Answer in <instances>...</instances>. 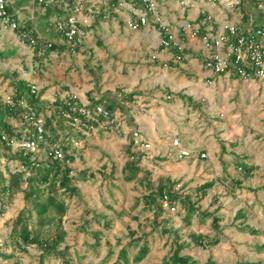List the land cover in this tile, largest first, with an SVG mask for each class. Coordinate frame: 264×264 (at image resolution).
Instances as JSON below:
<instances>
[{
    "label": "rangeland",
    "instance_id": "1",
    "mask_svg": "<svg viewBox=\"0 0 264 264\" xmlns=\"http://www.w3.org/2000/svg\"><path fill=\"white\" fill-rule=\"evenodd\" d=\"M11 1L16 3L22 23V16L31 14L32 0ZM33 9L32 28L42 32L49 10L46 15L37 5ZM42 12L48 17L42 19ZM258 17L264 19L263 14ZM6 28L0 29L2 34ZM7 43L0 45V80L19 63H24L30 74L42 75V54L35 50L21 53ZM94 62L91 59L80 70L90 77H96L95 71L101 75V66ZM126 62L134 63L132 72L119 71L118 65L109 70L118 71V78L133 79L149 66V61ZM179 72L152 78L144 75L128 86L110 89L117 97L131 91L135 94L124 103L126 107H115L114 124L76 134L81 142L68 164L73 188L55 192L63 202L62 214L54 205L42 216L29 209L31 205L23 198L24 181L11 197L5 193L0 198V264H174L170 256L177 250L180 256H188L191 264H264V83L224 74ZM2 83L0 96L9 88H3ZM64 88L67 86H61ZM60 123L63 130L65 125ZM129 145L130 151L138 153L141 169L133 180L124 178L126 164L132 160ZM1 147L0 143V175L7 184L17 156ZM183 148L190 151L189 156L180 154ZM200 152L205 156L197 157ZM233 158L255 166L253 173L243 176ZM232 178L240 179L241 186H232ZM211 180L214 184L205 192L195 190ZM161 181L180 197L174 202L175 211L147 207L144 202L147 186L156 187ZM182 200L193 210L184 207ZM23 208V224L35 236L29 244L20 238L23 224L15 225L14 238L10 237ZM213 216L219 218L217 230L212 226ZM242 227L263 232L251 235L240 231ZM191 234L205 238L196 243ZM215 236L221 240L208 244L206 238ZM16 239L20 246L13 243ZM58 239L54 249L63 254H50L40 261L41 244ZM144 242L149 250L141 261L134 262L132 258ZM122 247L127 250V263L117 260Z\"/></svg>",
    "mask_w": 264,
    "mask_h": 264
},
{
    "label": "built area",
    "instance_id": "2",
    "mask_svg": "<svg viewBox=\"0 0 264 264\" xmlns=\"http://www.w3.org/2000/svg\"><path fill=\"white\" fill-rule=\"evenodd\" d=\"M10 0H0V29L9 27L28 46L33 47L37 38L31 30L18 21L17 12L10 8ZM88 0H32L44 11L53 12L50 25L69 45L70 53L81 48L86 37L84 20L81 17ZM167 0H98L114 10H126L124 20L130 30L155 25L162 34L161 48L178 46L176 32L198 38L204 51L203 66L216 74L238 79L257 80L264 83V0H175L181 8L203 3L215 4L225 17L221 19L214 12L203 7L197 9L201 19L196 22L184 20L174 27L161 10ZM108 13V12H107ZM230 16V17H229ZM51 41L44 43L50 48ZM179 48V46H178ZM155 58V55H152ZM7 90V89H6ZM41 88L30 83L23 88L9 87L0 98L7 116L5 122L9 132L0 130L3 152L16 154L15 168L8 174L22 173L28 176L31 170L41 168L54 161L73 160V150L81 142L77 133H89L97 126L111 125L116 121L114 111L106 107V101H83L71 90H56L42 106ZM41 102V103H40ZM62 121L65 128L61 130ZM117 126V124H116ZM76 136V137H74ZM177 144V140L172 141ZM187 157L190 151L180 149ZM200 157L205 153L200 152ZM72 169L69 171V175ZM71 176V175H70ZM161 208L175 211L176 205L166 195L160 199Z\"/></svg>",
    "mask_w": 264,
    "mask_h": 264
},
{
    "label": "crops",
    "instance_id": "3",
    "mask_svg": "<svg viewBox=\"0 0 264 264\" xmlns=\"http://www.w3.org/2000/svg\"><path fill=\"white\" fill-rule=\"evenodd\" d=\"M9 2L10 7L16 11V3L13 2L12 4L11 0ZM32 7L34 8L33 4ZM200 7L216 13L221 19L225 17L217 5L210 3L181 8L175 0H167L161 5V10L172 26L176 27L177 23L184 20L196 22L201 19L202 16L197 14V9ZM33 8H31L30 16L27 17L24 14L21 20L24 26L31 30L32 33L40 35L42 40L30 47L18 37L16 31L6 28L4 34L0 31V45H4V42L8 41L7 44L9 46L17 51L20 50L21 53H29L35 50L37 55L42 54V75L37 76L38 74L34 72V74H30L24 69V63H19L13 65V71L9 73L10 75H2L0 81H3L1 84L3 88L13 86L23 88L30 83L37 84L41 88L42 106L48 102L54 91L61 90V86H67V88H64L65 90L76 92L83 101H96L102 98L107 103L113 100L115 104L118 103L116 105L118 108L122 105L125 106L124 103L126 101L123 102L120 95L118 97L114 96L110 89L119 87V84L128 86L137 79L139 81V77L144 75H150V78H152L159 73L166 74L167 72V74H171L179 71L181 74L192 76L217 75L203 66L204 51L198 38L188 37L177 31L175 36L179 48L174 46L163 50L160 45L162 34L158 32L155 25L141 27L135 31L125 26L124 20L129 16L126 10H114L105 4L99 3L98 0H88L81 16L84 20L83 25L86 30V37L83 46L78 48L75 54H72L65 40L50 25L53 12L49 11L50 17H48L46 16L47 13L42 9L46 14L42 12V19L48 17L42 26V32L32 28L31 21L33 22L32 19L35 16ZM107 20H110L109 25L106 24ZM50 31L53 36L49 35ZM59 38H62L61 41ZM46 41H53L56 44V50L46 48L44 45ZM59 45L62 46L58 48L57 46ZM0 50H3V46H0ZM152 55H155V58H152ZM115 58L117 59L116 61ZM91 59L95 60L94 63L96 64L94 65L97 67L101 66L100 70H98L99 72L103 70L101 75L95 71L94 73H97L96 77L95 75L90 77L80 70L81 67H87ZM101 59L106 62L100 61ZM128 60H137L145 63L149 61V66L145 67V69H140L136 78L133 79L129 77L118 78V71L114 73L112 69L109 70V67L118 65L119 71L132 72L131 69L134 67V63L126 62ZM65 70L67 71L65 72ZM111 75L114 78L111 79ZM108 78L110 80L107 82L108 84H105L104 80ZM143 79L148 80V78ZM121 91H125V89H121ZM199 154L197 157H199ZM234 160L235 158L232 159L233 162Z\"/></svg>",
    "mask_w": 264,
    "mask_h": 264
},
{
    "label": "trees",
    "instance_id": "4",
    "mask_svg": "<svg viewBox=\"0 0 264 264\" xmlns=\"http://www.w3.org/2000/svg\"><path fill=\"white\" fill-rule=\"evenodd\" d=\"M9 10H11V7L9 8ZM33 35H35V37L37 38V34L33 33ZM39 41H41V39ZM61 46L62 45H59L57 47L60 48ZM55 47L56 44L53 41H51L50 48L56 50ZM68 47L70 46L68 45ZM231 76L238 78L236 74H232ZM134 94L135 92L133 91L129 93H122L121 98L123 99V102L125 101L127 102L132 100V96ZM101 100L103 99L101 98ZM116 105H118V103L115 104V101L113 100L106 103V107L111 112L115 111ZM6 116L7 113L4 107L0 104V130L9 132V128L7 127L5 122ZM114 123L115 122H113V124ZM127 152L131 155L132 160L126 164L125 171H127V173L125 174L124 178L126 180H133L136 177V175L141 171V169L137 165L139 158H136V155H138V153L130 151V145L128 147ZM234 163L236 165L235 167L238 170H240L242 175L245 177L251 175L253 173V170L255 169V166L249 165L241 160L235 159ZM70 170L71 168L68 166L66 162L54 161L52 163H49L48 165L44 164L41 168L31 170V173L25 178H23V174L20 172L19 173L17 172L15 174H10L7 184L3 183L4 181L2 179V175H0V198H2V196L5 195V193H7L8 197H11L13 193L20 188L21 183L24 181L27 183V185L23 189V198L24 201L27 203V205H31L29 209L35 210L36 215L42 216L47 211L50 205H54L57 208V211L62 214L64 211L63 202L56 197L55 192L57 191L58 188L62 189L63 191L71 190L73 188L71 187V183L73 182L74 178L69 175ZM213 184L214 182L212 180L206 181L200 184L195 190L205 192V190L207 188L212 187ZM231 185L234 187L241 186V180L232 178ZM147 187L149 188V193L146 196H144V202L148 205L147 207H151V208L155 207L161 209L160 199L164 195H166L167 198L172 202H175L180 198L179 196H177L175 192L169 189L168 185L163 181H161L160 184H158L156 187H154L153 185H149ZM45 192H46V197L43 198L42 195L45 194ZM182 202L184 203V207L193 210L192 205H190V203H185V200H182ZM24 211L25 209L23 208L18 213V215L16 216L13 222L14 225H12V230L10 234L11 239L14 238L13 235L16 228L15 225L17 226L22 225L24 222V216H23ZM212 218H213L212 226L214 229L217 230L219 218L217 216H213ZM239 229L240 231H246L251 235L260 234L261 232L264 231L252 227H247V228L242 227ZM20 230H21L20 238L24 244L33 243L35 241V236L33 234V231L28 229L26 223L22 225ZM203 237L205 238V236L199 234L198 235L191 234L192 240L196 243H201ZM61 239L62 238H60V240ZM206 239L208 240L207 241L208 244H216L221 240L219 236H215L214 238H206ZM17 241L18 240L16 239L14 240V242L13 241L12 242L17 246H20V244H18ZM58 241L59 239L55 240L54 242H51V244H43V245L41 244L40 249L42 250V252L39 258L40 261H42L44 257L50 254H54V255L63 254L61 250L54 249L55 246L59 244ZM178 248H181V246H179ZM148 250H149L148 243L144 242L138 248V252L133 256L132 260L134 262L141 261L146 256ZM117 257H118L117 258L118 261H122L123 263L128 262L127 250L125 247L120 248ZM170 260L174 264H191V262H189L188 256L179 255V250L173 252V254L170 256Z\"/></svg>",
    "mask_w": 264,
    "mask_h": 264
}]
</instances>
